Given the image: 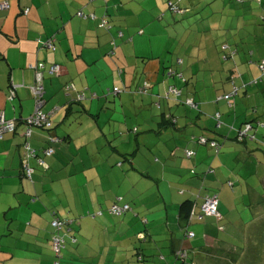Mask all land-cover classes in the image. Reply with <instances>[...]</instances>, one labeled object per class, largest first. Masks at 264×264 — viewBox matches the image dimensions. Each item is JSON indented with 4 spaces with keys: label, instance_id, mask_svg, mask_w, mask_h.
Masks as SVG:
<instances>
[{
    "label": "crops",
    "instance_id": "obj_1",
    "mask_svg": "<svg viewBox=\"0 0 264 264\" xmlns=\"http://www.w3.org/2000/svg\"><path fill=\"white\" fill-rule=\"evenodd\" d=\"M200 1L180 0L179 4L186 7ZM246 2L239 7L214 1L210 6L221 12L220 16L207 15L206 20L208 29L218 35L198 34L191 46L188 41L192 38L179 36L174 24L177 17L186 19L189 9L168 15L169 0L9 1L10 8L0 11V111L16 123V129L0 139V264H51L50 223L54 218H63L66 209L83 215L85 210L95 212L116 201L128 204L131 211L116 225L110 220L102 232L92 229L99 239L84 241L74 251L75 260L92 263L89 258L105 256L104 264H127V257L133 255L142 257V264L159 261H146L148 257H160L171 264L167 255L171 259L176 250H185L187 261L181 264H196L204 250L192 245L196 235L193 239L184 237V222L179 215L182 202L189 199L198 207L204 196L217 191L221 204L229 206L237 197L257 199L264 192V154L256 159V180L248 175L249 157L260 150L257 145L263 146L258 135L264 130L255 132V140L248 147L239 146L236 130L242 126L235 128L237 117L228 126L229 110L216 99L230 92L232 77L236 87L246 84L236 98L239 106L261 114L263 104L258 108L253 105L264 95V82L255 86L250 77H233L235 68L229 64L225 65L229 69H223L224 63L215 62V47L208 46L217 42L229 48L225 41L229 35L236 42L233 48L240 47L239 33L234 27L225 30L223 20L239 18L240 24L249 21L254 25L250 30L253 36L244 38L264 55V19L256 17L253 6ZM79 10L97 19H78ZM102 17L107 18L108 29L99 27ZM156 18L165 21L157 23ZM166 28L169 31L164 37ZM49 38L55 40L54 51L43 46ZM154 39L157 42L153 43ZM243 44L248 50V44ZM182 50L184 58L179 55ZM38 63L59 66L57 75L45 74L42 81V110L56 111L51 130L33 128L25 140L22 122L35 109L31 88ZM221 66L222 73H205L198 79L201 70L208 72ZM143 84L149 86L147 92H137ZM66 85L74 90H64ZM170 86L179 89L180 99L164 96ZM114 87L122 91L107 94ZM186 100L198 106L194 120L193 111L183 107ZM206 111L209 116L222 111L220 118L213 116L217 123L213 121L211 130L205 122ZM258 121L256 117L243 123V129ZM47 135L60 140L53 143L50 156L40 154L48 146ZM199 138L220 143V153L214 156L211 148L198 145ZM25 142L44 162L40 166L30 160V166L35 167L31 180L24 178L21 168ZM185 151L193 155L186 158ZM64 193L74 198L67 207ZM222 215V231L208 226L206 219L191 224L202 235L203 248L207 249L202 264H209L211 249L226 247L209 236L211 229L225 230Z\"/></svg>",
    "mask_w": 264,
    "mask_h": 264
},
{
    "label": "rangeland",
    "instance_id": "obj_2",
    "mask_svg": "<svg viewBox=\"0 0 264 264\" xmlns=\"http://www.w3.org/2000/svg\"><path fill=\"white\" fill-rule=\"evenodd\" d=\"M214 1H217V0H202L200 1L199 4L195 3L193 5L192 3H189L187 4L186 7H183L180 5L182 8H188L189 11L187 12V14H185V16H187L186 19L181 20L180 17H177V22H174V24L177 26L176 32L179 36L187 34L188 36L192 38L190 41H188L189 45L191 46L194 45L195 39L198 36V34H209L210 35V33L213 32L214 37L218 35L214 30L208 29L207 20H206L207 17L209 16L210 18H212L213 15L220 16L221 12L213 10L210 6ZM221 1H226V2L231 3L230 6H232L233 5L232 3L235 2L234 0H221ZM166 9L168 10L167 14L171 15L172 13L168 9L167 5H166ZM173 15H177V14H173ZM169 17L171 18V16ZM223 20H225V26H224L225 30H227L229 27H234L235 32L239 33L241 37L240 47L242 48V51L239 56L242 58V61L245 62V55L248 56V50H247V46L243 43L246 42L248 46H251V44L248 41V39L244 37L250 36V35L253 36V33H251L250 30L254 28V25L250 23L249 21H246L244 23L241 22L240 24L239 18H224ZM241 20H243L242 17H241ZM156 21L157 23H162V22L164 23L165 20L164 19L159 20L158 18H156ZM237 21H239V26L241 25L240 28L237 26L238 25ZM256 21L257 19H255V22ZM166 30H165L164 37L167 35V32L169 31V29L166 28ZM158 31L159 29L157 30V33ZM230 33L231 31H229V34ZM225 41H227V45L229 46L230 49L233 48L234 45L236 44V42H234V38L229 35L225 38ZM152 42L153 43L157 42V39H154ZM188 44H187V47H188ZM208 46L215 47L216 49V50L213 49L212 51L214 58H215V62L218 64L224 63L223 69H229V67L228 66L225 67V65H229L230 63L228 62L226 63L225 61L222 60L223 53L220 51V47H222L221 44H218L216 42V43L209 44ZM184 51L185 50H182L179 53L180 58L182 56L184 58V55H183ZM197 62L198 61L196 60V63H195L196 65L199 64ZM245 65L246 63L240 67L241 69L240 73L243 70ZM223 69L221 66L218 70L211 69V71L209 70L208 72L201 70V72L199 73L198 79H202L201 77L205 75V73H212V74H215L216 72L218 74L222 73ZM256 103L257 104L253 105L254 108H258L259 105L263 104L262 107L259 108V111L261 112V114H258V113L253 114L252 109L246 110L244 107L239 106V104L236 102L235 109L233 110L229 108L228 109L229 111L226 114V118H229L228 126H232V120L234 117L238 118L235 128L239 126L240 127L243 126V123L249 122L251 119H254L256 117H258L260 121L264 122V113H262V111L264 110V95L260 96V100L257 101ZM183 107L188 108L189 110L193 111L194 115L192 118L194 120L196 115H198L195 112L196 110H192L186 105H183ZM219 112H222V111H219ZM209 113H210L209 111H206L204 114L206 118L205 122L209 125V129L211 130V128L215 126L213 121L216 123L217 121L213 118L214 114L212 116H209ZM191 126L194 127L195 124H191ZM198 126H201V123H199ZM120 136L121 135H118L117 137H120ZM196 140H197L196 142H199V139H196ZM258 140L263 143V146L257 145L260 150L259 151L255 150V154H252V156L249 157L248 175L251 180L252 178L253 179L255 178L256 180L259 174V171L258 173L256 172V167L258 166L257 164L258 161L256 159H260V157H263V154H264V133H259ZM250 143H252V141H249V140L246 141V146L248 147V144ZM239 146H244V145L240 144ZM121 159L122 158H120V160ZM262 162L264 163V161ZM69 167L70 165L68 166V169ZM258 168L259 170H261V167H258ZM61 176L65 177L63 171H61ZM233 201L234 202L232 203V205L223 206V204H221V198H220L219 211L223 214L222 216H224L225 218L223 220V223H224L223 226L225 230L223 232H218L216 231V229H211L212 232L209 234V236L214 237V239H216L217 241L224 243L225 244L224 246L226 247L224 249H218V250L211 249L212 253L210 252V258L208 259V262L209 264H264V192L259 193V196L257 197V199L250 198L247 195L243 197L241 196L237 197ZM63 202L65 203L66 207H67V203L73 204L72 203L74 202L73 195L71 193H64ZM108 208L109 207L98 208L96 211L102 210L103 214L97 217H91L92 214L94 213L93 210L88 211V212L85 210V213L83 215L81 213L72 214L68 209L65 210L64 212L65 216L62 219L73 221L70 225V229L74 232L76 243H72L68 235L64 236L65 248L62 251V258L60 260L61 264H90L91 263V262H84V261L78 262L77 260H75L76 259L74 256L75 249L81 246V244H83L84 241L88 240V242H93L99 239V237H96L95 234L92 233V229L94 230L95 228H97L99 232H102V229L106 228L109 225L108 222L110 220L114 221V222H111L113 225H116L117 223H119L122 217L124 218L128 213L126 212L122 216L116 217L108 213ZM205 223L208 224V226L212 225L215 228V222L213 218H207L205 220ZM80 224H81V233L79 234ZM186 225L187 224L184 222V227ZM194 226L195 225H192L189 227L197 236L196 239L192 240V243H193L192 245L197 247L195 248L197 250H201V249L204 250V252L200 253L199 255L200 258H197L195 263L202 264L201 262H203L206 259L205 251H207V249L205 247L203 248L204 241H203L202 235L199 232L198 233L195 232ZM162 243L165 244L166 241H160V244ZM164 250L165 248L162 251ZM167 256H168L167 261H171L172 262L171 264L176 263L172 255H171V259L169 258L170 257L169 254ZM89 259H91L92 261L91 264H104L105 256H103L102 258L94 257V258H89ZM146 259H147L146 261L151 260V259L156 261L157 259L159 260V261H156L157 264L159 263L165 264V261L161 260L160 257H148ZM53 261H54V256H53L51 264L53 263ZM4 264H8V263H4ZM116 264H122V263H116ZM127 264H142V263H140L135 256L129 255V257H127ZM176 264H180V263H176ZM203 264H205V262Z\"/></svg>",
    "mask_w": 264,
    "mask_h": 264
},
{
    "label": "built area",
    "instance_id": "obj_3",
    "mask_svg": "<svg viewBox=\"0 0 264 264\" xmlns=\"http://www.w3.org/2000/svg\"><path fill=\"white\" fill-rule=\"evenodd\" d=\"M10 0H3L0 2V11H6L10 8ZM171 10L173 12L178 13L179 8L176 5H171ZM27 13V10H24V14ZM76 15L81 19H89V20H96V16L94 14H84L81 11H78ZM99 27L107 28L108 27V21L107 18L102 17L100 18ZM54 39L49 38L46 42H44L43 46L51 51L55 50L54 45ZM113 54V52H111ZM60 72L59 66L57 65H45L44 63H38L35 67V83L34 86L31 88L32 96L35 100V109L32 115H30L28 118H26L23 122L25 125V130L22 132V136L25 140H27L31 135V130L33 128H40L43 130H48L51 128V117L53 116L54 112L56 110L50 111V112H44L42 110V104H43V94H44V88L42 85L43 77L45 74H48L49 76H55ZM66 90L73 89V86H67L65 87ZM113 93L117 94L119 93V90L117 88L113 89ZM169 95H174L176 97L180 96V92L173 87H170L166 93V97ZM231 96L225 97L226 100L229 101V98ZM83 96H79V99H82ZM231 103V101H229ZM186 104L190 105L193 108H196V105L190 101L186 100ZM16 129V123L12 120H8L4 117L3 112L0 111V139L5 134H13ZM48 143H56L60 142V140L56 137L47 135L46 137ZM199 141L201 144H206L207 141L203 138H199ZM211 146L215 147V144L211 142ZM23 150L24 154L22 157V172L23 175L27 178H30L31 174L33 173L34 169L30 166L29 162L30 160H36L38 165L43 166L44 162L42 159L38 156V153L35 150H32L29 148L28 143L25 142L23 144ZM53 149L51 147L45 148L41 151V154L44 156H50L53 154ZM193 155L191 151H185V156L187 158H190ZM129 210V207L127 205L118 206L116 203H114L109 210V213L114 216H121L123 213ZM200 214H198V218H202L203 216H213L218 221L221 220V214L219 213V200L217 195H211V196H205L203 199V204L200 208ZM98 215H101L98 213ZM194 215L191 214V218H193ZM72 221L68 220H61L58 218H54L52 222L50 223V226L53 229V234L50 240V247L53 252L54 261L52 264H60L61 260V250L64 248L65 242H64V232L63 229L68 227ZM69 229V228H68ZM220 230H223L221 226H219ZM66 233H69V230L66 231ZM193 234L189 233L188 237H192ZM70 240L72 243H75V239L70 237ZM182 259L186 258L187 255L185 253H182L180 255Z\"/></svg>",
    "mask_w": 264,
    "mask_h": 264
},
{
    "label": "trees",
    "instance_id": "obj_4",
    "mask_svg": "<svg viewBox=\"0 0 264 264\" xmlns=\"http://www.w3.org/2000/svg\"><path fill=\"white\" fill-rule=\"evenodd\" d=\"M179 1L180 0H169V5H168V7H169V10L171 11V13L172 14H181V12H183V10L184 9H187V8H182L181 6H180V4H179ZM235 2H233L232 4V6H234L235 4H236V6H239V7H244V3H247L246 1L247 0H234ZM249 2H250V4L253 6V8H251V9H254L255 11H256V14H257V16L256 17H258L259 19H264V0H249ZM228 4H231V3H228ZM254 4V5H253ZM171 5H176L178 8H179V12L178 13H176V12H173L172 10H171ZM79 11H81V12H83L82 10H79ZM77 13V12H76ZM84 13V12H83ZM261 13V14H260ZM84 14H87V13H84ZM76 17L78 18V19H81V18H79L77 15H76ZM81 20H89V19H81ZM100 20L101 19H99L98 21L100 22ZM109 28V24H108V27L107 28H105V29H108ZM111 45L112 46H114V43H111ZM231 49H234V53L232 52V50H230L228 47H226V46H222L221 48H220V51L223 53V58H222V60L223 61H225L226 63L228 62V63H230L233 67L232 68H235V70L233 69V71H232V74H235V76H233V77H247V78H251L250 79V81H251V84H253V85H259V84H261L262 82H264V55H259V53L255 50V49H253V46H249V48H248V56H246L245 55V62L244 61H242V58L239 56L240 55V53H241V51H242V48L241 47H235V48H231ZM113 52V51H112ZM111 54V53H110ZM113 54H114V52H113ZM113 54H111V55H113ZM236 57V58H235ZM238 60V61H237ZM246 63V65L244 66V68H243V70L241 71V73H240V67L241 66H243L244 64ZM242 80V79H241ZM229 83L231 84V88H230V92H228V93H224V94H222V95H220V96H217V101H220V102H223L224 103V105H225V107L227 108V109H235V105H236V98H237V96H238V94H239V91H240V89L241 88H244L245 86H246V84H242V86L241 87H236L234 84H233V78L231 77L230 79H229ZM68 85H66L65 87H67ZM65 87H64V90H66L65 89ZM148 87L149 86H144V84L143 85H140V86H138L137 88H136V90H137V92H142V93H146L147 92V90H148ZM171 87V86H170ZM170 87H168V89L170 88ZM114 88H117L118 90H119V92H121L122 90H120L118 87H114ZM114 88H111L110 90H107V94H109V95H118V93L117 94H114L113 93V89ZM174 89H176L175 87H173ZM168 89H167V91H168ZM73 90H74V88H73ZM176 90H178L179 91V89H176ZM66 91H69V90H66ZM167 91H166V93H167ZM166 95V94H165ZM164 95V96H165ZM181 95H182V93H180V96L179 97H176V96H174V95H169V96H165L167 99L168 98H174L175 99V97H176V100H178V99H180V97H181ZM231 96L230 98H229V101H231V103H229V101L228 100H226L225 99V97H227V96ZM78 97V96H77ZM94 97V96H93ZM77 100H79V99H77ZM193 102V101H192ZM186 103V102H185ZM194 103V102H193ZM195 104V103H194ZM187 106H189V108H191V109H193V110H197V108H198V106H197V104H195L196 105V108H193V107H191L190 105H188V104H186ZM44 111V110H43ZM45 112V111H44ZM215 117H216V119H218V118H220V116H221V114L219 113V112H217L215 115H214ZM214 117V118H215ZM52 118V117H51ZM215 119V120H216ZM51 123H52V125H53V122H52V119H51ZM22 125H23V131L25 130V125H24V122H22ZM244 128V126H242L240 129H238V130H236V137H235V141L236 142H240V144H242V145H245L246 144V141H254L255 140V132L257 131V130H264V129H262V128H264V122H261V121H258V122H255V123H253V124H250V125H247V129H243ZM40 129V128H39ZM52 129V126H51V128L50 129H48V130H51ZM232 129V128H231ZM41 130H43V129H41ZM247 130H252L250 133H248L247 132ZM132 132H136V128H133L132 129ZM211 142H213L214 144H215V147H212L211 146ZM46 143H47V148L48 147H51L52 148V143H48L47 142V139H46ZM56 143H58V142H56ZM198 143V145H201V146H208L209 148H211V150H212V152H213V155L214 156H217L219 153H220V149H221V145H220V143H218V142H215V141H212V140H208L207 141V143L206 144H201L200 143V141L199 142H197ZM53 149V148H52ZM53 151H54V149H53ZM192 152V151H191ZM38 153V152H37ZM54 153V152H53ZM193 153V152H192ZM40 154H41V152H40ZM185 154V153H184ZM38 156L40 157V155H39V153H38ZM22 168V167H21ZM34 169V168H33ZM210 172V171H209ZM191 173L193 174L194 173V170H191ZM34 174V171H33V173L31 174V176H30V178H27V177H25L24 175V178H26V179H28V180H31V178H32V175ZM226 184H227V186H229V187H231V182L230 181H227L226 182ZM217 195L218 196V200H219V207H220V194H219V192H214V193H212V194H210V195H206V196H211V195ZM205 197V196H204ZM204 197L202 198V202H201V204L198 206V207H196V206H194V202L192 201V200H189V199H186V200H184L183 202H182V204L180 205V208H179V215H180V219H181V221H183V222H185L187 225L184 227V237L185 238H188V239H193L194 237H195V234H194V232H191V231H189L188 230V227H190L191 226V224L193 223V222H197V223H201L203 220H205V219H207V218H213V220H214V222H215V228L217 229V230H219V231H222V230H220L219 229V226H221L220 225V221H218L215 217H213V216H203L201 219L200 218H198V214H200V208H201V205L203 204V199H204ZM118 206H122V205H127L128 207H129V210L128 211H126V212H130L131 211V208H130V206L128 205V204H119V203H117V201L115 202ZM196 208V209H195ZM109 210H110V207L108 208V213H109ZM125 212V213H126ZM98 213H100L101 215L103 214V212H102V210L100 211V210H98V211H95L93 214H92V216H91V214H90V216L91 217H97V216H101V215H98ZM125 213H123V214H125ZM219 213L221 214V212L219 211ZM110 214V213H109ZM122 214V215H123ZM191 214L192 215H194V217L193 218H191ZM111 215V214H110ZM121 215V216H122ZM112 216H114V215H112ZM116 217H119V216H116ZM58 219H61V220H65V219H62V218H58ZM71 225V224H70ZM70 225L68 226V227H66L65 229H63V232H64V234H65V236H69V238L70 237H72V238H74L75 239V243H76V238H75V236H74V232L70 229ZM52 228V227H51ZM69 228V229H68ZM67 230H69V233L67 234L66 233V231ZM189 233H192L193 234V236L192 237H188V234ZM52 234H53V229H52ZM51 237H52V235L50 236V240H51ZM50 240H49V243H50ZM64 248H65V245H64ZM63 248V249H64ZM63 249L61 250V258H62V251H63ZM52 251V250H51ZM53 253V252H52ZM182 253H185L186 255H187V252L185 251V250H176L173 254H172V256H173V258H174V260H175V262L176 263H184V262H186L187 261V258H184V259H182L181 257H180V255L182 254ZM137 259H138V261H141V262H143V259H142V257H140V256H137ZM60 264H61V262H60Z\"/></svg>",
    "mask_w": 264,
    "mask_h": 264
},
{
    "label": "water",
    "instance_id": "obj_5",
    "mask_svg": "<svg viewBox=\"0 0 264 264\" xmlns=\"http://www.w3.org/2000/svg\"><path fill=\"white\" fill-rule=\"evenodd\" d=\"M205 141H207V140H205Z\"/></svg>",
    "mask_w": 264,
    "mask_h": 264
},
{
    "label": "bare ground",
    "instance_id": "obj_6",
    "mask_svg": "<svg viewBox=\"0 0 264 264\" xmlns=\"http://www.w3.org/2000/svg\"><path fill=\"white\" fill-rule=\"evenodd\" d=\"M180 92V91H179Z\"/></svg>",
    "mask_w": 264,
    "mask_h": 264
}]
</instances>
